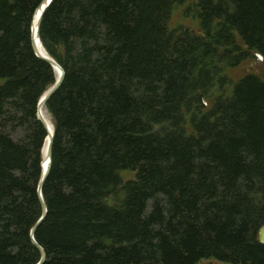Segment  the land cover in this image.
Here are the masks:
<instances>
[{
	"label": "trees",
	"instance_id": "trees-1",
	"mask_svg": "<svg viewBox=\"0 0 264 264\" xmlns=\"http://www.w3.org/2000/svg\"><path fill=\"white\" fill-rule=\"evenodd\" d=\"M51 0L43 45L64 67L34 236L42 264H264V0ZM40 0H0V264H35L31 227L55 82L36 54ZM231 84L230 90L227 87ZM131 171V175L125 172Z\"/></svg>",
	"mask_w": 264,
	"mask_h": 264
},
{
	"label": "water",
	"instance_id": "water-1",
	"mask_svg": "<svg viewBox=\"0 0 264 264\" xmlns=\"http://www.w3.org/2000/svg\"><path fill=\"white\" fill-rule=\"evenodd\" d=\"M51 0H40V2L37 4L34 13L33 18L31 21V39H32V45L37 55L42 57L43 59L47 60L52 64L56 71V80L55 82L41 95L38 105H37V114L40 120L43 122L46 130L47 135L45 136L43 147H42V172L38 181V193L41 199L42 204V214L39 217V219L32 225L31 227V236L33 238V241L37 244V246L40 249L41 257L35 264H42L45 256H46V250L45 248L36 240L34 233L37 228V226L42 222L44 217L47 214L48 206L45 202V199L43 197V183L50 171L51 167V161H52V147H53V139H54V132L55 127L54 123H50V120L43 112V107L46 106L47 99L59 88L61 85L63 78H64V67L56 60L54 56H52L49 51L46 49V47L43 45V42L40 37L39 27L42 15L44 13V10L49 5ZM38 41L42 44L43 48H41L38 44ZM53 124V125H52ZM258 235L260 241L264 243V224H262L259 227Z\"/></svg>",
	"mask_w": 264,
	"mask_h": 264
},
{
	"label": "rangeland",
	"instance_id": "rangeland-1",
	"mask_svg": "<svg viewBox=\"0 0 264 264\" xmlns=\"http://www.w3.org/2000/svg\"><path fill=\"white\" fill-rule=\"evenodd\" d=\"M195 0H185L182 3H178L174 6L169 23L171 26H188L195 31H201L200 19L196 14L193 4ZM264 67V59L262 56L250 57L236 66H230L227 68L228 74L235 81L239 79L246 72L254 71L260 73ZM231 84L227 87L230 90ZM127 175H131V171H126ZM198 264H234L232 262L221 260L215 257H203Z\"/></svg>",
	"mask_w": 264,
	"mask_h": 264
},
{
	"label": "bare ground",
	"instance_id": "bare-ground-1",
	"mask_svg": "<svg viewBox=\"0 0 264 264\" xmlns=\"http://www.w3.org/2000/svg\"><path fill=\"white\" fill-rule=\"evenodd\" d=\"M38 44H39V46L41 47V48H43V46H42V44L38 41ZM43 112H44V114L46 115V117H48V119L50 120V123H52L53 121H52V117H51V115L49 114V112L47 111V109H46V106H44L43 107ZM53 125V124H52Z\"/></svg>",
	"mask_w": 264,
	"mask_h": 264
}]
</instances>
